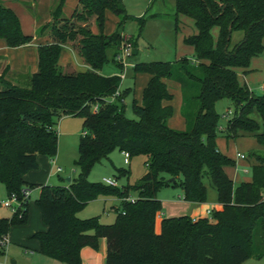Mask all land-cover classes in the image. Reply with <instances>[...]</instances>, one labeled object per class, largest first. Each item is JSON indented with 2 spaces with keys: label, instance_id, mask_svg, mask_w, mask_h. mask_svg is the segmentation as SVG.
I'll use <instances>...</instances> for the list:
<instances>
[{
  "label": "trees",
  "instance_id": "trees-1",
  "mask_svg": "<svg viewBox=\"0 0 264 264\" xmlns=\"http://www.w3.org/2000/svg\"><path fill=\"white\" fill-rule=\"evenodd\" d=\"M64 0L50 8V22L37 34L47 31L49 42L36 46V71L25 86L12 85L0 74V184L5 195L16 196L19 208L9 218H0V240L12 226L27 222L28 203L21 191L33 188L22 176L36 170L37 156L52 159L57 150L55 127L62 117L81 120L76 177L66 187L39 186L34 201L44 232L31 236L38 253L57 264H81L82 248L97 249L105 241L104 264H242L264 260V158L255 156L250 180L236 186L225 169L233 162L215 145L218 134L235 138L249 134L264 148V82L254 96L239 86L236 70H246L250 60L262 52L264 0H174V14L188 19L195 33L183 39L192 49L190 59L174 62L134 64L133 75L149 77L140 101L130 102L133 119L124 116L128 89L119 90L117 75L99 74L108 63L121 73L115 58L122 44L117 29L103 35L104 14L124 17L120 0H77L69 18L62 16ZM121 18V19H122ZM92 20L97 33L89 30ZM121 21L117 24V28ZM216 29V37L211 30ZM241 36L233 38L235 34ZM77 37V39H76ZM0 40L8 48L32 41L22 34L14 13L0 4ZM72 43L87 66L85 72L64 73L57 65L62 47ZM163 80L176 83L181 94L180 115L185 131L168 128L172 99ZM228 99L233 114L225 128H218L214 103ZM255 111L261 128L249 118ZM116 150L128 159L143 156L145 171L129 188L111 187L87 181L94 164ZM128 173L117 171L115 180ZM173 179V182H168ZM206 179L216 193L218 211L192 221L187 216L164 218L159 233L153 226L161 204L156 194L176 188L184 202H205ZM135 199L127 200L129 193ZM111 197L119 201L110 225L96 217H76L90 201ZM2 254V251H0Z\"/></svg>",
  "mask_w": 264,
  "mask_h": 264
},
{
  "label": "rangeland",
  "instance_id": "rangeland-1",
  "mask_svg": "<svg viewBox=\"0 0 264 264\" xmlns=\"http://www.w3.org/2000/svg\"><path fill=\"white\" fill-rule=\"evenodd\" d=\"M77 0H65L63 5L62 14L64 18H69L71 11L75 7ZM124 8L125 16L116 17L109 12L104 14V24L102 28L103 35H110L117 29V33L122 36V42L130 46V50H135L137 53L124 60V68L119 73L112 64L108 63L102 67L99 71L101 75H109L111 73L120 74L118 81V89H128L136 93V83L140 82L141 78H145V74L133 75L132 71L128 68V65L133 66L138 63H150V62H174L180 57H188L192 54V49L183 44V39L194 34L193 26L190 25L188 20L177 16L176 22L174 23L172 16L174 14V0H120ZM218 2L219 0H215ZM49 0H39L35 13L38 17V24L43 23L48 16ZM12 11V10H11ZM28 11L22 9V13H14L16 16L20 28L24 32H27L28 36H32V29L35 24V20L30 13L31 9L28 7ZM122 18V19H121ZM121 21V25L117 28V24ZM91 26V24H90ZM91 29L94 31L96 28L92 24ZM97 32V31H96ZM215 33V29L212 30L211 34ZM240 37L241 34H235L233 38ZM77 39V37H76ZM72 45V43H70ZM124 46V45H123ZM263 49L260 55L255 57L252 61V68L254 71L247 72L244 74L247 79H253L254 83L250 87H254L255 93L252 94L257 96L259 90H256V85L264 80V43ZM74 48V46H73ZM74 50H76L74 48ZM79 69V68H78ZM252 74V75H251ZM30 73L28 74V77ZM139 76V77H138ZM134 77V78H133ZM166 88L172 95V99L169 102L171 112L173 108L176 109L181 106V94L179 89L175 86L176 83L167 80ZM18 86H25L27 82H18ZM145 87V86H144ZM138 91V90H137ZM142 90H139L137 99L140 101V95ZM131 95H127L124 98L126 104L124 116L127 119H133V115L130 112L129 101ZM138 101V102H139ZM214 111L219 115L218 128L224 129L227 121L231 119L233 114L232 104L228 99H221L214 103ZM229 111V115L226 113ZM249 118L253 120L259 128H261V119L255 111L249 114ZM179 123V128L177 127ZM167 126L175 131H185L187 126L185 125L180 112L178 111L175 116L169 118L166 122ZM57 134V151L59 154V160L56 161L55 165L62 169V172L56 177L53 176V186L64 187L67 185L66 179H73L76 177L77 170L73 166V162L76 157L75 144L73 138H68L66 134H62L65 131H70L74 135V139L79 137L81 131V120L78 118L64 119L59 126L55 127ZM59 137V143H58ZM215 145L219 152L230 159L233 162V166L226 168L225 172L229 178L234 179L233 185L236 186L241 182H248L250 180L251 167L255 165V156L264 158V148L258 146L255 140L249 134L237 133L235 138H226L223 133L218 134L215 139ZM235 153H239L245 157L244 160H235ZM145 158L137 155L129 159L128 166L122 162V157L116 150L109 153L105 158L99 160L93 165L87 175V181L91 183L102 184L103 179H111L115 182L116 187L123 188L129 186V188L137 183L139 178L143 175L145 168L143 162ZM123 170L128 173L127 178L125 176L115 180L117 171ZM206 194L205 202L203 205L213 210V206L207 204L208 201L213 200L216 202V193L209 186L206 179L203 180ZM28 190H31L28 188ZM36 191L34 189L29 194L27 203L29 206L34 205L36 199ZM179 195L178 189L174 188H163L156 194L157 200L164 203H171L177 199ZM135 196L134 192L129 193L128 198ZM7 200L3 186L0 184V202ZM217 203V202H216ZM201 205V204H198ZM212 205V204H211ZM35 206V205H34ZM119 208V201L111 197H97L95 200L90 201L81 211H79L76 217L80 220L89 219L96 217L98 223L102 225H110L113 223L115 217V211L113 209ZM37 210V209H36ZM9 209H5L0 205V218H5L10 215ZM31 214V211H30ZM185 215V214H184ZM187 216V214L185 215ZM40 214L38 211V221L32 220L22 226H12L9 228L6 235V246H1L0 251V264H11V261L15 264H57L56 262L41 256L38 252H31L30 249L33 243H38L31 236L39 233L37 232L39 224H41ZM8 235L11 236L10 244H8ZM246 264H264V260L250 259Z\"/></svg>",
  "mask_w": 264,
  "mask_h": 264
},
{
  "label": "crops",
  "instance_id": "crops-1",
  "mask_svg": "<svg viewBox=\"0 0 264 264\" xmlns=\"http://www.w3.org/2000/svg\"><path fill=\"white\" fill-rule=\"evenodd\" d=\"M39 0H0V4L5 7L8 8L10 10H12L15 14H17V12H20L23 14L22 9H24L25 11H28V7L29 9H31L30 13L32 14L33 19L35 20V24L33 26L32 29V41L29 44L17 47V48H8L6 47V45L4 44V42L2 40H0V74L5 71V75H4V79L6 81H8L10 84L12 85H18V82H27L28 81V74L30 73V75L32 73H34L36 71V64H37V57H36V46L39 44H45L47 42H49V38H48V34L47 31L43 32L40 36H38L37 32L38 30L48 24L50 22V15H49V11L50 8L54 5V3L56 2V0H49V10H48V16L47 19L41 23L38 24V17L36 16L35 13V8L36 5L38 3ZM65 3V0H64ZM63 3V5H64ZM78 8L77 7V1L75 3V7L74 9ZM63 9V6H62ZM73 9V10H74ZM72 10V11H73ZM62 11V10H61ZM71 11V13H72ZM70 13V15H71ZM63 16V14H62ZM70 17V16H69ZM181 17V16H179ZM183 19H186L184 17H182ZM188 20V19H186ZM189 21V20H188ZM189 23H191L189 21ZM93 24V21L90 20L89 21V30L92 34H96V30L94 31L93 29H91V26ZM192 25V23L190 24ZM20 26V25H19ZM95 27V26H94ZM22 34H27V32H24L22 30V28H20ZM194 30V28H193ZM213 30V29H212ZM212 30L210 33H212ZM195 33V30H194ZM216 33L217 30L215 29V33L211 34V36L213 38L216 37ZM264 43V40L262 41V45ZM75 48V47H74ZM73 48V44L71 45L70 42L66 43L63 45L62 50L60 51V55L57 61V65L60 68V70L64 73H70V72H85L88 70L87 66L83 63L82 59L79 57L78 53L76 50H74ZM135 51V50H134ZM137 53V51H135V54ZM192 57L191 55H188L187 59H190ZM181 58V57H180ZM186 58V57H184ZM255 58H252L250 60L249 66L248 68L250 69L249 72L254 71V68H252V61ZM177 60V59H176ZM132 66L128 65V68L130 69ZM79 68V69H78ZM247 72V69L242 71V70H236V76H237V82L239 84V86H245L251 93H255V89L254 87H250L252 83L256 82L254 81L252 78L247 79V76H245L244 74ZM101 75V74H100ZM111 75H118L115 72L111 73L109 75H105V76H111ZM252 75V74H251ZM104 76V75H103ZM139 77V76H138ZM142 76H140V82L136 83V93L133 91L128 94L131 95V100L133 99V97L135 99H137L139 90L143 89L144 86L146 85L149 77L147 75H145V78H141ZM134 78V77H133ZM165 86L168 83L167 80H163ZM264 82L261 81L256 85V90H259L258 95H260L261 93V88H262V83ZM175 86L179 89L178 85L175 84ZM123 90V89H122ZM129 101V106H130V102ZM139 100H136V102H138ZM125 107L126 104L124 103ZM164 106H169V102L168 103H163ZM179 111V107H177L176 109L173 108L172 111V116H175V114ZM70 117H62L58 122H57V126L60 125V123H62V121L64 119H68ZM171 118V117H170ZM179 123H178V128H179ZM170 128V127H168ZM171 129V128H170ZM173 130V129H172ZM62 134H66L68 138H73L72 140L74 141V144L77 145V139H74V135L71 134L70 131H65ZM58 143H59V137H58ZM75 150H76V146H75ZM59 151V149H58ZM58 151L56 150V155L52 158H46L44 156H37L36 157V162H37V169L33 170V171H29L27 173H25L22 176V180L28 184V185H32L33 188H31L30 190V194L34 189H38L39 186H53V181H51V178L53 176H58L61 172L62 169L57 167L55 165L56 161L59 160V154ZM76 152V151H75ZM122 157V162H123V155L122 153H119ZM75 157H77V153L75 155ZM128 163H129V159H128ZM124 164V165H127ZM60 169L59 172H56V169ZM226 173V172H225ZM227 175V173H226ZM234 176L232 178H228L231 179L232 181L236 180V178L234 179ZM71 179H69L70 181ZM69 181L67 182V184L69 183ZM67 185H65L64 187H66ZM179 191V195H177V199L173 200L171 203H164L161 201V211L159 213H157L156 217H155V221H154V226H153V232L154 234H158L159 233V227H160V221L164 218H171V217H180V216H185L187 214V217L190 218L192 221L200 219V218H207L208 215L206 214V211H211L210 208L206 207L207 205H193V204H189L183 201L182 199V193L181 191L178 189ZM36 193L38 194V192L36 191ZM37 196V195H36ZM132 199H135V196L130 197ZM157 199V197H156ZM210 202V206H213V210L214 211H218L220 210V206L215 202H213V200L208 201V205ZM212 204V205H211ZM33 205V206H29L28 205V223L29 221L32 220H36V222L38 221V209ZM115 210V209H113ZM31 211V214H30ZM185 214V215H184ZM10 216V215H9ZM5 217V218H9ZM40 219V218H39ZM45 231V226L41 223L38 226V230L37 232H44ZM11 241V236L8 235V244H10ZM7 245V244H6ZM30 249L32 250L31 252H38V243H33V245H31ZM80 256V261L81 264H104V260H105V241L103 239H99L97 242V249L96 250H92L90 248H82L80 250L79 253ZM249 260L245 261L242 264H246ZM11 264H15L14 262L11 261Z\"/></svg>",
  "mask_w": 264,
  "mask_h": 264
},
{
  "label": "built area",
  "instance_id": "built-area-1",
  "mask_svg": "<svg viewBox=\"0 0 264 264\" xmlns=\"http://www.w3.org/2000/svg\"><path fill=\"white\" fill-rule=\"evenodd\" d=\"M124 43L125 42H122L121 46L118 49V55L115 58V60L121 64L122 68H124V66H125L124 60L131 55L130 46L128 44H124ZM117 76L119 77L120 74ZM229 114L230 113L228 111L226 113V116H228ZM122 155H123V163L127 164L128 163V155L126 153H122ZM234 157H235L236 161L245 159V157L239 153H235ZM59 171H60V169L57 168L56 172H59ZM102 183L104 185H107V186L116 187L115 182L111 179H103ZM29 194H30V190H28V189H24L21 191V199L23 202H26L28 200ZM127 200L132 202L134 199L127 198ZM0 205L5 209H9L10 213L15 212V210H17L20 206L17 199H16V196L14 194H11L9 197H7V200H5L4 202H0ZM209 213H210V211H206L207 215H209ZM6 244H7L6 243V237L0 240V247L6 246Z\"/></svg>",
  "mask_w": 264,
  "mask_h": 264
},
{
  "label": "water",
  "instance_id": "water-1",
  "mask_svg": "<svg viewBox=\"0 0 264 264\" xmlns=\"http://www.w3.org/2000/svg\"><path fill=\"white\" fill-rule=\"evenodd\" d=\"M131 55H132V56L135 55V51H134V50L131 51ZM66 181L68 182L69 179H66ZM167 181H168V182H173V179H168Z\"/></svg>",
  "mask_w": 264,
  "mask_h": 264
}]
</instances>
